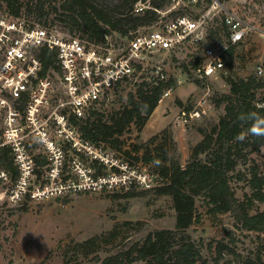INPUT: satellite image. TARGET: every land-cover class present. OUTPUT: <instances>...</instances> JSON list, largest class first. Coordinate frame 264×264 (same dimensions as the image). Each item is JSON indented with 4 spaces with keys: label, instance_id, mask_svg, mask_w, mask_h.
Instances as JSON below:
<instances>
[{
    "label": "trees",
    "instance_id": "1",
    "mask_svg": "<svg viewBox=\"0 0 264 264\" xmlns=\"http://www.w3.org/2000/svg\"><path fill=\"white\" fill-rule=\"evenodd\" d=\"M0 1L14 16H20L24 9L27 15L38 17L44 26H53L58 19L68 26L70 34L79 32L83 39L102 43L108 32L127 36L139 26L151 24L158 16L155 9L162 8L169 0H61L58 6L46 0ZM140 2L146 6L137 11L135 5ZM59 8L62 11L57 13ZM49 13L54 17L48 22ZM220 25L227 41L228 31L222 19ZM207 36L213 37L214 32L207 29ZM241 42L230 44L222 54L224 68L219 73L227 91L214 92L210 97L213 106L222 107L223 112L216 120L203 121L195 127L200 139L189 145L190 153L184 164L180 162L175 140L167 128L143 141L137 136L136 141L127 143L125 137L133 128L140 132L163 93L175 87L176 79L172 76L163 79L152 76L149 81H140L126 93V101L118 109L102 111L97 102L88 108L85 117L73 119L82 136L92 143L120 155L130 164L141 162L156 177L152 187L135 190L131 186L121 194L125 198L146 193L156 198L168 197L174 210V227L150 230L141 239L101 257L99 253L106 252L125 225H135L136 230L142 228L140 221L117 223L106 233L72 241L67 249L60 247L63 264H85L90 255L94 264H219L224 252H233L228 245L218 241L215 255L208 258L202 255L188 232V228L202 218L197 200L203 203L205 213L212 216L228 213L238 228L264 234V209L255 204L264 202V166L250 156L258 151L264 138L248 133L250 120L238 119L241 114L248 113L264 116V75L254 71L237 76L231 72L238 58L235 47ZM42 56L47 66L58 70L52 51L42 49ZM192 64L196 66L195 62ZM186 78L196 85L208 86L207 81L196 75L187 73ZM238 134L245 139L237 140ZM2 164L10 166V162ZM239 181L244 190L241 198L233 186V182ZM240 264H264V259L257 252L242 258Z\"/></svg>",
    "mask_w": 264,
    "mask_h": 264
},
{
    "label": "built area",
    "instance_id": "2",
    "mask_svg": "<svg viewBox=\"0 0 264 264\" xmlns=\"http://www.w3.org/2000/svg\"><path fill=\"white\" fill-rule=\"evenodd\" d=\"M145 6L140 2L135 10ZM215 9L221 11L228 40L219 49L203 47V63L195 75L207 81L224 68L222 54L227 47L243 41L254 29L218 0H211L195 16L158 15L154 26L135 31L127 42L116 44L107 41V35L104 42L94 43L23 16L0 13V202L21 205L71 191L151 187L153 175L92 143L73 119L85 117L91 105L107 99L108 91L129 77L146 57L185 45L202 46L205 25ZM42 49L54 53L58 70L45 64ZM262 70L257 67L258 74ZM154 72L160 79L165 77L160 66ZM205 113L199 101L195 107L181 110L178 118L187 123ZM69 150L74 156L64 170V151ZM42 154L48 158L39 167ZM84 159L90 162L86 165Z\"/></svg>",
    "mask_w": 264,
    "mask_h": 264
},
{
    "label": "rangeland",
    "instance_id": "3",
    "mask_svg": "<svg viewBox=\"0 0 264 264\" xmlns=\"http://www.w3.org/2000/svg\"><path fill=\"white\" fill-rule=\"evenodd\" d=\"M23 1L33 2L34 0ZM60 1L46 0L47 3L50 2L56 6ZM218 1L226 10L235 13L254 28L250 29L244 40L235 47L238 58L231 72L237 76H246L250 72L257 71L258 66L264 68V0ZM209 5L210 2L207 0H169L158 9L161 12L158 15L195 16L202 13ZM135 6L137 7L138 3ZM4 7V3L0 1V13L6 12ZM61 11L62 9L59 8L57 13ZM21 12L20 16L41 25L39 18L35 15H27L24 9ZM214 13L212 19L205 25L206 36L202 46L185 45L146 57L141 68H135L129 77L121 80L118 85L108 91L107 99L98 102V107L102 111L118 109L126 101L128 91L133 90L140 81H149L152 76H155V66L162 68L165 77L172 76L176 81L181 80V83H176L173 89L162 95L140 132L133 128L130 133L125 134L127 143L136 141L137 136L139 140H146L163 128H167L175 140L180 162L184 164L190 153L189 145L200 139L195 127L201 125L203 121L216 120L223 112L222 107L215 108L210 100L214 92H226L228 89L220 73L209 78L205 83L208 84L206 87L196 85L186 78L187 73L191 76L195 75V67L203 63L204 46L219 49L226 43L225 30L220 25L221 11L215 9ZM53 17L54 14L49 13L48 22ZM156 20L149 25L139 26L136 31L148 30L155 25ZM53 26L59 31L68 32V26L61 20L55 19ZM207 29L214 32L213 37L207 36ZM134 32L122 36L116 31H111L107 34V41L113 44L127 42ZM75 35L79 36L80 33L76 32ZM192 62H195V67ZM199 101L206 110L204 116L190 120L187 124L181 122L178 118L181 110H189L198 105ZM36 151L39 150L36 149ZM72 156L74 152L71 150L64 151V165L62 164L64 170L69 169L68 160ZM250 156L264 166V152L260 150V146L258 151ZM47 158L48 154L41 155L39 167L47 162ZM88 162H90L89 159H84V164L87 165ZM135 163L141 167L140 169L144 168L150 172L142 166L141 162ZM42 166L48 167L46 164ZM155 179L153 175L151 187L156 184ZM241 185L242 181L233 182L236 195L240 198L244 192ZM129 187L131 186L107 191H71L67 195L60 194L44 201L27 202L21 205L0 202V264H63L61 248L67 249L72 241L106 233L114 225L124 221H140L142 228L136 230L135 225H125L120 229L119 237L107 246L106 252L99 253L101 257L115 252L127 243L141 239L150 230L174 227V210L168 197L156 198L152 193H146L144 196L125 198L121 193ZM132 187L135 190L146 189ZM255 204L259 209H264V202ZM196 205L202 213V218L199 223L189 227L188 232L196 241L203 256L213 257L217 242L223 241L233 252H224L219 258V264H240L242 258L253 256L257 252L264 259V234L238 228L228 213L216 216L205 213L203 203L199 200ZM85 264H94L92 255L85 260Z\"/></svg>",
    "mask_w": 264,
    "mask_h": 264
},
{
    "label": "clouds",
    "instance_id": "4",
    "mask_svg": "<svg viewBox=\"0 0 264 264\" xmlns=\"http://www.w3.org/2000/svg\"><path fill=\"white\" fill-rule=\"evenodd\" d=\"M264 75V70L261 72ZM241 121H251L250 127L248 128V133L252 135H256L258 137L264 138V116H260L257 113H248V114H241L238 117ZM237 140H244L245 136L242 134H238L236 137ZM260 150L264 152V144L260 145ZM158 164L159 161H156Z\"/></svg>",
    "mask_w": 264,
    "mask_h": 264
}]
</instances>
